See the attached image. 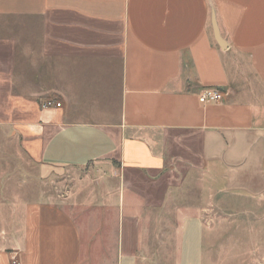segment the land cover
<instances>
[{"label":"crops","instance_id":"1","mask_svg":"<svg viewBox=\"0 0 264 264\" xmlns=\"http://www.w3.org/2000/svg\"><path fill=\"white\" fill-rule=\"evenodd\" d=\"M12 136L85 201L19 195L0 264H203L176 190L264 201V0H0V162Z\"/></svg>","mask_w":264,"mask_h":264},{"label":"rangeland","instance_id":"2","mask_svg":"<svg viewBox=\"0 0 264 264\" xmlns=\"http://www.w3.org/2000/svg\"><path fill=\"white\" fill-rule=\"evenodd\" d=\"M9 146V162H0V233L5 228H18V221L16 218L13 221L10 212L17 206L19 195L26 200L49 201L74 193L77 198L73 201L85 199L81 179L73 182L72 174L61 173L43 180L37 166L19 162L21 154L15 136L10 138ZM176 191L177 197L173 199L176 205L201 208L205 221L203 264H264V201L234 199L228 194H213L208 198L192 181ZM4 240L0 238V244Z\"/></svg>","mask_w":264,"mask_h":264},{"label":"built area","instance_id":"3","mask_svg":"<svg viewBox=\"0 0 264 264\" xmlns=\"http://www.w3.org/2000/svg\"><path fill=\"white\" fill-rule=\"evenodd\" d=\"M225 93L218 89V88H204L201 90V92L198 94V100L201 103H207V102H218L220 101ZM60 103L53 101V100H46L42 103V107H60ZM13 263H16V261L13 259Z\"/></svg>","mask_w":264,"mask_h":264},{"label":"water","instance_id":"4","mask_svg":"<svg viewBox=\"0 0 264 264\" xmlns=\"http://www.w3.org/2000/svg\"><path fill=\"white\" fill-rule=\"evenodd\" d=\"M212 23H213L215 38H216V40L219 41L220 39H219L218 30H217V27H216V22H215L214 16H212Z\"/></svg>","mask_w":264,"mask_h":264},{"label":"trees","instance_id":"5","mask_svg":"<svg viewBox=\"0 0 264 264\" xmlns=\"http://www.w3.org/2000/svg\"><path fill=\"white\" fill-rule=\"evenodd\" d=\"M12 264H14V263L12 262Z\"/></svg>","mask_w":264,"mask_h":264}]
</instances>
